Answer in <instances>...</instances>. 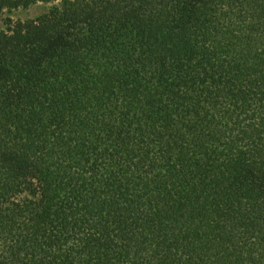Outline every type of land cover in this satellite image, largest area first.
I'll return each mask as SVG.
<instances>
[{
    "label": "trees",
    "instance_id": "obj_1",
    "mask_svg": "<svg viewBox=\"0 0 264 264\" xmlns=\"http://www.w3.org/2000/svg\"><path fill=\"white\" fill-rule=\"evenodd\" d=\"M1 23L0 264H264V0Z\"/></svg>",
    "mask_w": 264,
    "mask_h": 264
},
{
    "label": "rangeland",
    "instance_id": "obj_2",
    "mask_svg": "<svg viewBox=\"0 0 264 264\" xmlns=\"http://www.w3.org/2000/svg\"><path fill=\"white\" fill-rule=\"evenodd\" d=\"M53 5H43V4H38L36 6H33L29 9H19L17 11H11L7 12L5 15V19L12 20L14 22L17 21H31V20H36L46 14ZM4 25L1 23L0 28H3Z\"/></svg>",
    "mask_w": 264,
    "mask_h": 264
}]
</instances>
